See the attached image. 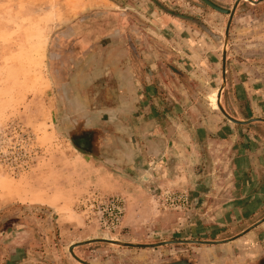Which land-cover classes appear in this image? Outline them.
Returning <instances> with one entry per match:
<instances>
[{
    "label": "rangeland",
    "instance_id": "obj_1",
    "mask_svg": "<svg viewBox=\"0 0 264 264\" xmlns=\"http://www.w3.org/2000/svg\"><path fill=\"white\" fill-rule=\"evenodd\" d=\"M101 14L116 30L102 118L112 133L88 155L68 133L53 60L77 20ZM227 21L199 0H0V264H80L69 247L98 239L221 241L264 217V123L235 125L217 108ZM221 104L264 119V1L235 11ZM73 253L87 264H264V223L221 245Z\"/></svg>",
    "mask_w": 264,
    "mask_h": 264
},
{
    "label": "flooded vegetation",
    "instance_id": "obj_2",
    "mask_svg": "<svg viewBox=\"0 0 264 264\" xmlns=\"http://www.w3.org/2000/svg\"><path fill=\"white\" fill-rule=\"evenodd\" d=\"M105 15L107 14L77 20L72 26V34L57 41L58 48L53 60L59 95L65 105V114L71 119L68 133L74 146L88 155H96L112 133L107 123L102 125V118L112 110L115 78L108 51L113 49L116 30L112 29L113 24ZM128 49L136 57L135 49ZM128 65L122 57L117 66L122 71L119 78L122 81L129 79ZM108 95L111 110L106 104L103 106ZM90 101L98 103V106L83 105Z\"/></svg>",
    "mask_w": 264,
    "mask_h": 264
},
{
    "label": "water",
    "instance_id": "obj_3",
    "mask_svg": "<svg viewBox=\"0 0 264 264\" xmlns=\"http://www.w3.org/2000/svg\"><path fill=\"white\" fill-rule=\"evenodd\" d=\"M203 5L209 7L210 9L227 15L228 16V21L226 24V29H225V33H224V43H223V50H222V64H221V73H222V85L219 89V91L217 92V108L219 109V111L222 113V115L231 123L235 124V125H249V124H253V123H264V119L262 118H254V119H249L246 121H239L233 117H231L223 108L222 104H221V96L223 93V90L225 88L226 85V51H227V43H228V36H229V30L231 27V23L235 14V11L239 5V3L241 1L247 2L250 5L253 6H257L260 3H262L264 0H236L235 3L233 4V6L231 7H226L223 8L215 3H213L210 0H199ZM262 223H264V217L257 221L256 223H254L253 225H251L249 228H247L246 230L242 231L241 233H239L238 235L231 237L229 239H225V240H221V241H189V240H176V241H167V242H161L158 244H154V245H133L130 243H123V242H118V241H109L107 239H98V240H90V241H84L81 243H76L74 245H71L69 247V252L72 255V257L79 262L80 264H87L85 262H83L82 260H80L79 258H77L74 253H73V249L76 247H81V246H85V245H89L92 243H98V242H102V243H109V244H113V245H117V246H121V247H130V248H150V247H158V246H163V245H168V244H197V245H221V244H227L230 242H233L237 239H239L240 237L244 236L245 234H247L248 232L252 231L253 229H255L256 227H258L259 225H261ZM171 264H188L186 261H180V262H175V263H171Z\"/></svg>",
    "mask_w": 264,
    "mask_h": 264
},
{
    "label": "built area",
    "instance_id": "obj_4",
    "mask_svg": "<svg viewBox=\"0 0 264 264\" xmlns=\"http://www.w3.org/2000/svg\"><path fill=\"white\" fill-rule=\"evenodd\" d=\"M121 216H122V209L117 207L116 212H115V217H114V223H118L120 221Z\"/></svg>",
    "mask_w": 264,
    "mask_h": 264
},
{
    "label": "bare ground",
    "instance_id": "obj_5",
    "mask_svg": "<svg viewBox=\"0 0 264 264\" xmlns=\"http://www.w3.org/2000/svg\"><path fill=\"white\" fill-rule=\"evenodd\" d=\"M110 241V240H109Z\"/></svg>",
    "mask_w": 264,
    "mask_h": 264
}]
</instances>
